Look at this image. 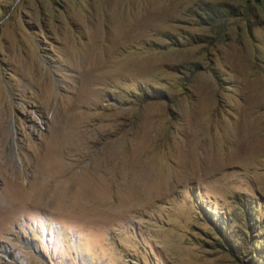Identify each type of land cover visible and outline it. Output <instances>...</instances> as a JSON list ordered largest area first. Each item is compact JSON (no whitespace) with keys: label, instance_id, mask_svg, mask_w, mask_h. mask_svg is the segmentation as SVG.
<instances>
[{"label":"rangeland","instance_id":"rangeland-1","mask_svg":"<svg viewBox=\"0 0 264 264\" xmlns=\"http://www.w3.org/2000/svg\"><path fill=\"white\" fill-rule=\"evenodd\" d=\"M12 188L0 264H264V0H0Z\"/></svg>","mask_w":264,"mask_h":264},{"label":"bare ground","instance_id":"bare-ground-1","mask_svg":"<svg viewBox=\"0 0 264 264\" xmlns=\"http://www.w3.org/2000/svg\"><path fill=\"white\" fill-rule=\"evenodd\" d=\"M11 177H13V176H11ZM48 177H49L48 175H46L44 177V186H45V188H43L41 190V193L40 194L38 193V195H37V197L40 198V199L42 198V196H46V191L49 190V186L50 185H52V184L58 185V183H55V181H56L55 179H53V178L50 179ZM59 177H61V176H59ZM17 178H20V177L18 176ZM59 180H61V179L59 178ZM27 185H31V184L28 182ZM7 188H8V186H6L5 189H7ZM22 194L23 193L21 191H19L18 189H13L12 188V189H9V190L2 191L0 197L3 196L4 198H6L8 200V203H9L8 207L13 208L16 204L21 203V202H18L16 198L17 197H21ZM28 196H31V193H29ZM37 197H35V198H37ZM25 204L30 205L29 202H25ZM2 210H3V207L2 208L0 207V212Z\"/></svg>","mask_w":264,"mask_h":264}]
</instances>
